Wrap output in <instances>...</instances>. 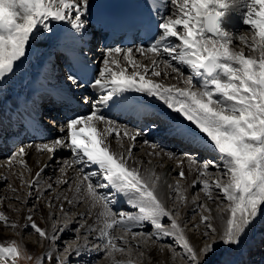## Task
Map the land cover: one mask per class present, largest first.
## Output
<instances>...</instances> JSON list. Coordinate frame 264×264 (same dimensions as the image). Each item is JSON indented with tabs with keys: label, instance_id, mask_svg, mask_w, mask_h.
Here are the masks:
<instances>
[{
	"label": "bare ground",
	"instance_id": "bare-ground-1",
	"mask_svg": "<svg viewBox=\"0 0 264 264\" xmlns=\"http://www.w3.org/2000/svg\"><path fill=\"white\" fill-rule=\"evenodd\" d=\"M92 1L0 0V143L18 140L21 144L19 155L0 167V183L6 184L0 186V197L11 199L10 206H1L0 241L10 234L20 240L35 222L41 232L36 239L44 243V251L54 253L60 237L74 224L52 227L42 205L44 199L64 209L81 203L79 215L87 220L84 231L96 230L93 237L99 235L110 249L119 240L134 245L132 248L142 245L147 260L113 250L100 261L97 256L103 249L96 243L85 248L86 242L79 240L65 244L62 264H184L180 255L193 250L198 254L192 253L198 258L193 264L203 262L207 257L203 238L210 237L214 247L228 245L230 238L255 233L254 227L249 230L253 221L249 218L256 217L254 224L264 219V199L260 198L264 195V0H171L158 41L151 48L96 45L101 35L88 20ZM210 12L220 15L218 37L207 33ZM233 40H240L239 46ZM176 44L179 52L173 47ZM66 50L98 67L94 83H81ZM208 56L217 62L214 77L202 70V61ZM55 57L59 60L51 65ZM49 93L69 99L72 105L77 102L75 109L91 112V117L69 125L62 122V115L53 116L51 103H46L44 113L58 118L48 119L46 127L37 109ZM118 110L168 122L143 132L114 118L112 114ZM55 121L62 127H55ZM157 133L175 137L176 148H196L197 155L208 153L224 163L230 180L226 184L220 178L215 181L190 154L178 155L182 150L166 151L165 146L150 143L148 138ZM141 143L147 145L145 153L132 149ZM146 153L153 160H147ZM52 155L56 159L51 160ZM161 157L167 159L166 164H157ZM12 163L25 166L28 176L16 172ZM97 172H102L107 183L104 189H123L124 194L111 205L125 204L133 211L128 230L137 227L145 213L155 223L164 218L174 221L171 228L155 230L160 242L141 232L117 229L115 216L110 219L114 214L98 195ZM180 172L186 178L176 184L179 180L173 173ZM246 179L256 182V192L244 195L245 205L240 208L232 205V184L240 185ZM54 183L66 185V189L51 191ZM130 193L133 198L128 197ZM235 200L241 199L236 195ZM200 203L203 210H199ZM173 211L176 218L170 214ZM39 215L45 219L43 224ZM209 230L212 236H207ZM263 232L260 225L256 234ZM259 236L251 238L254 243L251 240L247 247H255ZM164 241L182 248L179 254ZM211 261L209 257L207 262Z\"/></svg>",
	"mask_w": 264,
	"mask_h": 264
},
{
	"label": "rangeland",
	"instance_id": "rangeland-1",
	"mask_svg": "<svg viewBox=\"0 0 264 264\" xmlns=\"http://www.w3.org/2000/svg\"><path fill=\"white\" fill-rule=\"evenodd\" d=\"M247 33L251 34V33H249V31ZM208 35L211 37H218V35L213 36L209 33H208ZM248 37H252V35H249ZM248 37H247V39H248ZM239 41L240 40H238V41L233 40V42L237 45H238ZM173 47L175 48V50H177L179 52V45L176 44ZM245 47H248L247 44ZM55 62H56V60H55ZM54 63H52V64H54ZM187 72L188 71L185 70V74ZM188 75L189 74H187V76ZM214 75L212 77H214ZM47 102H48V100H45L39 104V107L41 110H42V107H45ZM57 109L58 108L53 109L54 110V111H52V113H54L53 116H57V115L58 116L59 115L64 116V115H66V113L62 112L61 110L57 111ZM115 112H117V113H115L113 116H115L114 118H116L119 122L121 121L120 123H122V124L127 123L136 129L138 127H140L143 132L150 131L151 124L155 123L157 120V118L156 119L155 118L154 119L147 118V119H143L141 121H138V120H133V118H130L129 114H126V115L120 114L119 115L118 111H115ZM88 114L89 115H85V114L80 115V116H78V118H74V119H67L64 116V117H62L61 120H63L62 122L66 121L68 123V121H69V123L70 122L74 123L79 118H81V119L90 118L91 115H90V113H88ZM41 118H43L41 121L47 125L46 127H48V125H50V121L48 119H51V120L52 119H58L57 117L56 118L52 117V114H45L44 109L41 113ZM55 122H57V123H55ZM55 122L53 123L55 127H58V125H59V127H62V124H60L58 121H55ZM158 122H159V124H161V123L163 124L164 122L167 123L168 121L159 119ZM53 124H51V125H53ZM146 130H148V131H146ZM56 136H57V134H56ZM51 138H53V137H51ZM149 138H148V140L150 141V143L152 142L156 145H159L160 147L165 146L164 150H166V151L172 150L173 152H176V150H177L179 152L180 150H182V152L178 153V155H180L182 153L184 155L190 154L191 158L198 160L201 165H204L203 168H206L209 170L210 176H212L214 178L216 177L215 181L218 178H220L222 183L226 184V182H227L226 180H230L229 178L231 176V173L229 172V170L224 168L225 164L224 163L220 164L219 162L214 160L211 156H208L209 155L208 153L203 152V154H201L200 152H198L199 154L197 155L195 151L198 149H196V148H191V149L176 148L178 141L176 140L175 137H170V138L166 139L163 137L162 134H160L159 136L157 134H155L154 136H151ZM118 139H120V138H118V137L116 138L117 142H118ZM161 144H163V145H161ZM141 145H143V143L139 144V147H135V148L132 147V149L135 151L145 153L147 145H143V146H141ZM6 147H8V154L7 155H5V152L7 149ZM20 149H21L20 142H16V144L12 145V146L9 144L0 145V167H1L2 162H5V161H6L5 163H8V165H9L11 158L13 156L16 157L19 155ZM183 154H182V156H183ZM195 155H197V156L195 157ZM147 158H148L147 160H149V159L153 160L152 154H150V153L147 154ZM170 158H173V157L170 156ZM191 158L188 162L189 164H192ZM54 159H56V157H55V155H52L51 160H54ZM13 163H12V168L14 170H16V172L23 171L24 175L26 177L28 176L25 166H22V165L17 166ZM160 163L166 164L167 159H162V157L159 158L157 161V164H160ZM218 163H219V165H218ZM212 164H215V166H212ZM217 172H220L219 175H217ZM96 175L98 176L97 182L95 183L96 189L99 191L98 195L100 198L104 199V201L108 204V206H107L108 210L114 214V215H112V214L110 215V219H112L115 216L114 220H115L116 226L118 228L116 226L115 227L119 231L121 230V231L126 232V233L128 231H129L128 233L141 232V233L146 235V238L150 236L155 240V242H160L159 237H157V233L155 232V230L156 229L160 230V229H162V227L171 228V226H173L174 221L171 218L170 219H168V218L161 219L160 218L161 220H159V222L155 223L154 221H152L153 219L151 218V215L145 213L139 217V220L137 221L138 226L131 228V230H128L126 225L128 222V218H129V216L132 215L133 211L130 209L129 206H127L125 204L111 205L112 201L117 199V196H120V194L121 195L124 194L123 189L116 188V187H115V189L111 188V187L104 189L102 186L106 182H105V180H103L104 177L102 175V172H97ZM173 176L175 177L176 180H179V182H176V184L180 183L181 181L185 180V178H186V176L182 172L175 173V174L173 173ZM225 176H227V177H225ZM4 184L5 183H0V186H3ZM233 184H232L231 191L234 189V191H236V192L233 191L231 193L233 198H234V201H232V203H233L232 205H236L237 207L242 208L243 205H245L244 202L246 201L245 200L246 194L252 195L254 192H256V182L246 179V180H241L240 185L235 184V183H233ZM4 186H6V184ZM21 186L23 187V184ZM213 186L212 187L217 192H219V191L222 192L219 185H215L213 183ZM65 189H66V185H63L60 183H54L53 187L51 188V191H55V192L58 191L59 193H61ZM197 190H198V187H196V189L192 190V192H193L192 196L193 197L196 196ZM242 191H243V193H242ZM32 194L35 195V193H33V192H32ZM219 195H222V194H219ZM234 195L235 196L237 195L239 200L241 199L240 202L238 201L239 204H238V202H236ZM128 197L133 198L134 195L130 193ZM260 198L264 199V195H260ZM10 202H11V199H8L6 197H3V198L0 197V222L3 219V217H2L3 214L1 212V206L2 207L10 206V205H8V204H10ZM42 203H43L42 205H43V208L45 209V211L49 212V218L48 219L51 222L52 227L57 228L59 223L64 224L66 222H73V224H74L73 227L68 228V229L66 228L67 233L65 235H63L62 237H60V239H59L60 242L57 244L58 248H56L54 253L52 251H50V252L44 251V243H42L38 239H36L37 235H39L41 237V235H40L41 232L38 231L39 227H38L37 223L35 224V222H33V224H30V227H29L30 229H28L26 232H24V234H22L20 240L18 239V236H16V235H13V234L7 235L5 238L1 239V241H0V264H48V263H50V264H62L61 259L66 253L65 252L66 249L64 248L65 244L78 243L77 241H79V240H83L86 242L85 248H92L93 244H95V243H96V246H98V247L100 246L103 249L102 253L98 254V256H97V260H100V261L103 260L105 255H107L108 253H112L113 250H115L116 253L125 252V253H128V254L135 256L137 259H142V260L145 259L144 261H147L146 258L144 257V256H146V254L143 252V250H145V248L143 249L142 245L138 246L136 248H132L134 245H128L127 242H123V240L117 241V240H115L116 239L115 238L113 241H117L118 246L115 247V249L114 248L110 249V248H106V245H108V243L101 241L99 239L100 236L98 234H97L98 239L93 237V235L96 233V230L94 231L92 229V230L84 231L83 229H84V226L86 225L87 220H86L85 216L81 217L79 215L81 203H79L75 207L69 208V209H64L61 207L57 208V207L53 206L52 204L48 203L47 201H45L44 199L42 200ZM203 208H204L203 203H200L199 210H201V209L203 210ZM111 209H112V211H111ZM235 209H236V207H235ZM246 211H247V209H246ZM261 213H264V212H261ZM170 214H171V216L173 215L172 216L173 218L177 217L175 211H173V213L171 212ZM244 214H246V213H244ZM39 218H40V221L42 220L40 223L43 224L45 222V219L42 216H40ZM254 220H256V217L255 218H249L248 221H252V225H251L252 227L250 226L249 230H251L253 227H254V229L258 230V227L260 225L264 226V219H262L259 224H254ZM112 221H113V219H112ZM155 225H156V227H155ZM9 229H10V227L8 228V230ZM254 229L252 230L255 232V233H252L254 236L252 234L251 235L245 234L246 236L245 235L243 236L242 234H240V236L236 237V239L230 238L228 240V243H229L228 245H226V243H223V244L217 243V245L214 247L215 244H211V242L208 241V239H211L210 237L209 238L208 237L203 238L205 243L207 242V244H205V246H203L204 248L207 247V249L205 251V253L207 254V257L203 260V262H198V264H264V249L262 250V248H264V232H263V234H261L259 236L256 234V230H254ZM29 230H31V231H29ZM175 230H176V228H175ZM11 232L15 233L14 231H11ZM193 232H197V230L194 229ZM207 232H208L207 236H212V234L210 233L211 232L210 230ZM133 236H135V235H133ZM252 236L254 238H255V236L256 237L259 236L260 239L256 243L255 247H251V248L249 247L248 248L247 246L249 245L250 241L252 240L251 239V238H253ZM202 237H204V236H202ZM26 240H29L30 242H34L35 246L28 245L25 242ZM18 242H20V243H18ZM164 243H167L169 246H171V248H173V250H175V252L177 251L178 254L182 249L178 245H176L173 241H169V242L164 241ZM252 243H254L253 240H252ZM109 246H111V245H109ZM121 251H123V252H121ZM195 251L196 250H193L194 253L192 251L186 252L187 256H184V257H182V255H180L181 262L184 264H193V262H195L198 259L197 257L196 258L194 257V255L197 254V251L196 252ZM192 253L194 254L193 256H192ZM211 254H214V255L211 256ZM209 257H212L211 262H207ZM178 258H179V256H178ZM70 263H74L73 260H71ZM156 264H161V262L157 261Z\"/></svg>",
	"mask_w": 264,
	"mask_h": 264
},
{
	"label": "water",
	"instance_id": "water-1",
	"mask_svg": "<svg viewBox=\"0 0 264 264\" xmlns=\"http://www.w3.org/2000/svg\"><path fill=\"white\" fill-rule=\"evenodd\" d=\"M208 18H209L210 23L216 27V16L209 15ZM203 67L209 75L214 74L216 70V64H215L214 58L212 56H209L206 60H204Z\"/></svg>",
	"mask_w": 264,
	"mask_h": 264
}]
</instances>
